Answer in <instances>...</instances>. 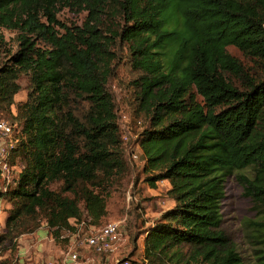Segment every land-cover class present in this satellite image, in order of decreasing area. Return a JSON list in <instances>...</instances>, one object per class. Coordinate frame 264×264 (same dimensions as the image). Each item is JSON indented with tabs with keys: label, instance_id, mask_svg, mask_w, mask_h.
<instances>
[{
	"label": "trees",
	"instance_id": "trees-1",
	"mask_svg": "<svg viewBox=\"0 0 264 264\" xmlns=\"http://www.w3.org/2000/svg\"><path fill=\"white\" fill-rule=\"evenodd\" d=\"M65 7L87 11L84 22H63ZM108 13L119 25H105ZM0 29L18 41L0 68V105L9 109L20 77L29 78L28 100L10 115L21 128L13 160L21 158L23 169L0 192L16 201L0 244L13 241L6 248L14 251L15 234L46 206L55 240L78 232L84 214L76 200L50 190L57 180L61 192L81 194L94 222L107 213L90 185L101 187L99 173L110 176L125 152L109 84L123 59L118 51L126 50L136 112L147 118L138 138L146 179L152 187L167 181L174 201L134 236L136 247L145 235L139 262L264 264V218L254 222L262 246L250 263L220 211L225 180L234 175L264 213V0H0ZM6 44L0 31V49Z\"/></svg>",
	"mask_w": 264,
	"mask_h": 264
},
{
	"label": "rangeland",
	"instance_id": "rangeland-1",
	"mask_svg": "<svg viewBox=\"0 0 264 264\" xmlns=\"http://www.w3.org/2000/svg\"><path fill=\"white\" fill-rule=\"evenodd\" d=\"M87 16V11L76 7L70 9L65 7L59 12V18L67 24H82ZM105 25L111 27L120 23V17H112L111 13L105 15ZM116 22V23H115ZM7 40L6 47L0 49V68L8 62L10 54L18 49L16 32L7 29H0ZM227 51L235 57L242 58L239 51L234 47H227ZM123 59L121 63H116L115 70L117 76L110 81V89L113 92L119 117L120 127L123 135H128L129 140L124 144L125 152L121 157L119 165L110 176L104 172L99 174L103 178V185H90L95 192L100 193L106 199L107 213L100 222H94L87 213L84 200L79 193L61 192L64 185L63 180H57L49 185L51 191L59 192L63 196L74 199L78 202L82 212L83 221L79 226L77 234L70 235L67 232L66 239L55 240L46 225L45 212L48 207L41 210L32 218L30 224L21 229V234H15L18 237V246L14 251L11 246L14 242L6 240L2 245L5 249L2 251L3 259H13L18 255L19 260L24 264H46L47 261L61 262L63 254L69 250H76L82 255L84 264H122L123 260L130 259L133 263L142 260L144 255L145 235L140 236L134 242V236L153 225L161 214L174 205V201L167 195L168 182L165 180L155 183L152 187L147 182L150 175L144 170L145 161L141 153L138 159H133L131 151H140L135 145V135L146 127L147 118L136 112L135 94L129 86L128 81L132 77L127 63V51H118ZM21 90L15 95L14 103L9 109L0 105V119H12V112L20 111V107L28 100L29 78L27 75L20 77ZM16 159V158H15ZM15 164V175L23 169L21 158H17ZM250 174L251 170L244 171ZM17 182V179H15ZM12 186H15L12 185ZM15 200L9 198L3 200L0 204V233H5L6 220L15 206ZM222 214V226L234 238L237 251L247 262H255V250L262 245H257L252 236L256 228L254 222H261L264 213H260L255 208L253 201L243 194L242 187L237 183L234 175L226 178L224 183V197L220 204ZM264 212V209H263ZM40 219L39 221L37 219ZM110 221L122 222V240L115 252L111 254L98 255L93 250L87 248L84 244L85 234L90 227H102ZM73 223L76 221H72ZM70 235V236H69ZM139 235V234H138ZM23 258V259H21ZM1 264V262H0Z\"/></svg>",
	"mask_w": 264,
	"mask_h": 264
},
{
	"label": "built area",
	"instance_id": "built-area-1",
	"mask_svg": "<svg viewBox=\"0 0 264 264\" xmlns=\"http://www.w3.org/2000/svg\"><path fill=\"white\" fill-rule=\"evenodd\" d=\"M21 128L17 122L10 119H0V192L7 191L12 185H16L15 164L13 160L14 149L19 143ZM135 145L139 148L131 151L133 159H138L142 150L138 143L139 133H136ZM124 144L129 140L128 135L122 134ZM3 199H0V204ZM79 231V230H78ZM78 233V232H77ZM75 233V234H77ZM66 235L62 236L64 238ZM74 235V234H70ZM69 235V236H70ZM122 240V222L110 221L104 226L96 228L90 227L85 234L84 244L98 255L111 254L118 250ZM18 242V240H17ZM19 245V244H18ZM4 247L0 244V262L3 259L2 251ZM23 259V258H21ZM61 262L49 260L46 264H84L82 255L76 250H69L60 260ZM11 264H24L19 260L18 255L13 258ZM122 264H133L131 260H125Z\"/></svg>",
	"mask_w": 264,
	"mask_h": 264
}]
</instances>
